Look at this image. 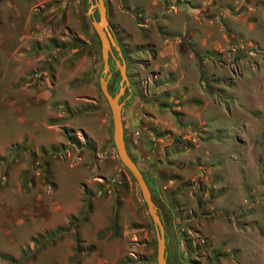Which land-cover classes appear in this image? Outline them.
Instances as JSON below:
<instances>
[{
    "label": "rangeland",
    "instance_id": "374dc122",
    "mask_svg": "<svg viewBox=\"0 0 264 264\" xmlns=\"http://www.w3.org/2000/svg\"><path fill=\"white\" fill-rule=\"evenodd\" d=\"M103 1L129 81L123 137L168 264H264V0ZM1 2L0 264H155L154 228L98 86L96 10ZM58 227L30 255L31 238Z\"/></svg>",
    "mask_w": 264,
    "mask_h": 264
},
{
    "label": "water",
    "instance_id": "95a60500",
    "mask_svg": "<svg viewBox=\"0 0 264 264\" xmlns=\"http://www.w3.org/2000/svg\"><path fill=\"white\" fill-rule=\"evenodd\" d=\"M89 4L86 14L91 15L93 9L97 12V18L91 17V26L99 40L100 55L102 59L101 75L98 77L99 90L105 99L110 112L111 119V140L115 148L116 155L120 163L127 169L136 182L141 199L145 205L146 212L152 222L155 233V264H167L165 252L164 227L158 215L157 207L152 199L150 189L144 179V175L132 159L125 147L123 137V127L121 119L122 101L119 100L126 86L129 85L127 75L125 73V61L121 56L119 46L115 43L109 32L107 31V20L105 13V5L103 0H88ZM112 47L116 50L119 57L114 58V66L118 70L119 80L118 87L115 92H111L107 86V78L109 76L108 57L111 55Z\"/></svg>",
    "mask_w": 264,
    "mask_h": 264
},
{
    "label": "trees",
    "instance_id": "16d2710c",
    "mask_svg": "<svg viewBox=\"0 0 264 264\" xmlns=\"http://www.w3.org/2000/svg\"><path fill=\"white\" fill-rule=\"evenodd\" d=\"M115 84V87L114 88H116V83H114ZM62 131H63V134H64V136H65V138L67 139V141L69 142V143H74V142H76L77 140H76V137L74 136V135H72V131L70 130V129H66V128H62ZM84 140H85V142H87V143H89V138L88 137H86V136H84ZM53 149H51V154H54V151H52ZM133 159V158H132ZM44 168L43 169H45V171L47 172L48 171V165H47V163H44ZM144 179H145V181H146V183H147V185H148V187H149V189H150V192L152 193V190H151V187H150V185L148 184V181H147V178L144 176ZM88 196H89V193H88ZM151 196H152V194H151ZM153 199V198H152ZM84 206H83V209L84 210H90V199H89V197L88 198H85L84 199ZM83 220L86 218V215H85V213L82 215V217H81ZM161 221H162V219H161ZM62 231V228H60V227H58V228H56L55 230H53L52 232H45V233H43L42 235H39L37 238H31V240L33 241V243L37 246L36 248H35V250L33 249V250H30L29 252H30V255H32L33 253H35L36 252V249H38L39 248V245H40V247H42V243H44V242H47L48 240H52L56 235H59L60 234V232ZM167 250L165 249V252H166ZM25 257H24V255H23V257H21V259H24ZM166 261H167V258H166ZM167 264H168V261H167Z\"/></svg>",
    "mask_w": 264,
    "mask_h": 264
},
{
    "label": "crops",
    "instance_id": "0c3cea01",
    "mask_svg": "<svg viewBox=\"0 0 264 264\" xmlns=\"http://www.w3.org/2000/svg\"><path fill=\"white\" fill-rule=\"evenodd\" d=\"M1 3H3V8H8L7 6H8V4H10L9 3V0H2V2ZM4 14V13H3ZM12 14H13V16H18L19 15V13H18V11L16 10V8H13V11H12ZM6 15V14H5ZM121 119H122V122H123V126H125V123H124V116H123V111L121 110ZM87 131V136H88V138H89V130H86ZM14 138H12L11 140L9 139L7 142L8 143H12V142H14Z\"/></svg>",
    "mask_w": 264,
    "mask_h": 264
},
{
    "label": "flooded vegetation",
    "instance_id": "af4514ba",
    "mask_svg": "<svg viewBox=\"0 0 264 264\" xmlns=\"http://www.w3.org/2000/svg\"><path fill=\"white\" fill-rule=\"evenodd\" d=\"M116 56H117V54H116ZM108 59H109V62H110V59L112 60L113 58H112V56L111 55H109V57H108ZM114 60V59H113ZM110 77L111 76H109L108 78H107V83H108V80L110 79ZM112 79V78H111ZM113 93V92H112ZM124 141H125V147H126V140L124 139ZM126 149H127V147H126ZM128 151V150H127ZM129 153V152H128Z\"/></svg>",
    "mask_w": 264,
    "mask_h": 264
}]
</instances>
